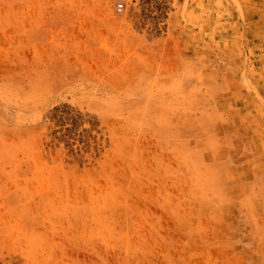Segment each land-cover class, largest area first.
Instances as JSON below:
<instances>
[{"label":"rangeland","instance_id":"obj_1","mask_svg":"<svg viewBox=\"0 0 264 264\" xmlns=\"http://www.w3.org/2000/svg\"><path fill=\"white\" fill-rule=\"evenodd\" d=\"M0 264H264V0H0Z\"/></svg>","mask_w":264,"mask_h":264},{"label":"built area","instance_id":"obj_2","mask_svg":"<svg viewBox=\"0 0 264 264\" xmlns=\"http://www.w3.org/2000/svg\"><path fill=\"white\" fill-rule=\"evenodd\" d=\"M122 7H123V4H121V3H117V4L115 5V11H116L117 13L121 12V10L123 9Z\"/></svg>","mask_w":264,"mask_h":264},{"label":"trees","instance_id":"obj_3","mask_svg":"<svg viewBox=\"0 0 264 264\" xmlns=\"http://www.w3.org/2000/svg\"><path fill=\"white\" fill-rule=\"evenodd\" d=\"M57 116L56 115H54L53 117H52V119H55Z\"/></svg>","mask_w":264,"mask_h":264}]
</instances>
